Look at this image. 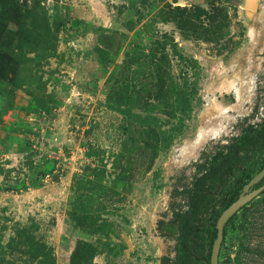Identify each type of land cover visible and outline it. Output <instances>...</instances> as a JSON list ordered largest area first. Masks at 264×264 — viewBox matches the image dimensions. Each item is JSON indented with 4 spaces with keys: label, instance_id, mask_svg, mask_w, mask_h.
I'll use <instances>...</instances> for the list:
<instances>
[{
    "label": "rangeland",
    "instance_id": "374dc122",
    "mask_svg": "<svg viewBox=\"0 0 264 264\" xmlns=\"http://www.w3.org/2000/svg\"><path fill=\"white\" fill-rule=\"evenodd\" d=\"M263 162L264 0H0V264H209ZM224 229L264 264V189Z\"/></svg>",
    "mask_w": 264,
    "mask_h": 264
},
{
    "label": "trees",
    "instance_id": "16d2710c",
    "mask_svg": "<svg viewBox=\"0 0 264 264\" xmlns=\"http://www.w3.org/2000/svg\"><path fill=\"white\" fill-rule=\"evenodd\" d=\"M255 130V126L253 125H247L245 127H243L237 134L235 135H232L229 140H227L226 142H224L223 144H220V147L216 148L212 154H211V160L214 161V163L216 164L217 163H225L227 162L229 159L235 157L238 153V151L240 150L241 147H243L249 140H250V137L251 135L253 134ZM264 165V162L263 164L261 165L260 169L263 167ZM205 162H197L195 163V171L196 172H200L202 169H205ZM259 169V170H260ZM209 170V169H208ZM208 170H206L204 173L201 174V176L197 177V179L201 180V179H205L206 177L209 176V173ZM258 170V171H259ZM264 177V176H263ZM263 179V180H262ZM262 183L264 182V178H262ZM260 180V181H261ZM259 181V182H260ZM258 182V183H259ZM257 183V184H258ZM256 185V184H255ZM254 185V186H255ZM258 186V185H256ZM238 192H235L233 194V197L231 198L234 199L236 196H237ZM230 200V201H231ZM229 201V202H230ZM227 202L226 205L229 203ZM225 205V206H226ZM224 206V207H225ZM243 206V205H242ZM241 206V207H242ZM175 214L176 216L178 217V219H180L179 221V226L181 228H184L187 226V223L186 221L183 219V215L180 214L179 212H176L175 211ZM219 214V213H218ZM235 214V212L225 221L224 225H223V229H222V236L224 235V228H225V225L227 224V222L229 221V219ZM217 217V216H216ZM216 219V218H215ZM215 235V231L213 233V237ZM213 239V238H212ZM212 242V240H211ZM211 246V245H210ZM210 251V250H209ZM208 258H209V252H208ZM185 257V249H184V245H183V241L181 240H178L177 241V244H176V259H181L183 261V258ZM183 264H188L187 262H184Z\"/></svg>",
    "mask_w": 264,
    "mask_h": 264
},
{
    "label": "water",
    "instance_id": "95a60500",
    "mask_svg": "<svg viewBox=\"0 0 264 264\" xmlns=\"http://www.w3.org/2000/svg\"><path fill=\"white\" fill-rule=\"evenodd\" d=\"M264 176V165L263 167L253 174L249 180L244 183L241 190L238 192L237 196L232 199L222 210L219 212L215 219V235L212 239L210 251H209V264H218L217 254L220 241L222 239V229L225 221L236 212L242 205H244L249 200L257 196L262 189H264V182L258 186L257 184Z\"/></svg>",
    "mask_w": 264,
    "mask_h": 264
}]
</instances>
